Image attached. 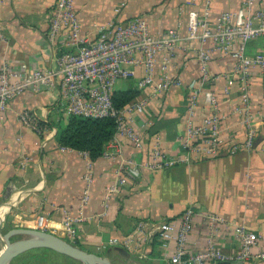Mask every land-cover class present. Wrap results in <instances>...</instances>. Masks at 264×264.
Listing matches in <instances>:
<instances>
[{"label":"crops","instance_id":"0c3cea01","mask_svg":"<svg viewBox=\"0 0 264 264\" xmlns=\"http://www.w3.org/2000/svg\"><path fill=\"white\" fill-rule=\"evenodd\" d=\"M55 1L0 0V23L5 38L0 39V68L5 64L15 71L56 67L59 49L47 38L50 10ZM204 1L75 0V10L82 35L92 39L97 35L98 26L114 18L122 22L145 18L154 35L170 29L186 35L189 4L202 11ZM243 2L214 0L211 23L215 24V16L223 11L236 12ZM117 8H120L118 14ZM260 8L261 0H256L253 11ZM200 49L211 50V43L194 42L176 51L170 71L181 80L182 87L160 98H151L146 114L137 117L138 129L144 137L142 150L123 139L122 152H116V143L109 148L117 154L115 157L102 156L93 161L82 152L61 147L56 140L57 127L48 128L51 131L42 138L22 124L21 113L29 110L42 122L65 126L69 118L57 112L53 93L26 91L13 100L0 127L1 232L5 226L9 227L6 233L17 227L35 229L34 221L40 214L51 217L54 224H62L65 210L85 219L78 228L77 238L84 250L100 256L109 252L112 264H168L176 243L172 240L163 247L154 229L171 223L178 231L183 216L192 210L193 229L186 243L189 253L202 252L213 241L227 260L210 264H264L256 257L250 262L238 260L242 245L236 235L241 228L257 234L259 243L253 248V254L264 253L263 78L258 68L253 69L250 101L243 103L240 82L231 86L225 78L232 74L235 60L211 51L210 80L199 89L202 73L197 53ZM246 52L250 57L264 54V37L252 40ZM168 56L162 52L159 60ZM134 72L133 78L117 82L115 90H137L143 69L135 68ZM197 88L201 96L194 117L196 124L212 112L205 94L212 91L219 100L223 147L215 159L188 156L178 143L185 132L187 98ZM141 92L144 100L150 98L152 90L147 88ZM247 114L256 132L251 148L246 147ZM154 119L157 134L150 136L146 122ZM156 139L167 154L180 157L181 162L156 172L143 167L139 179H129L107 199V191L116 183V171L122 162L129 158L137 162L148 159ZM89 166L93 176L89 188L91 199L83 207V193L87 188L84 175ZM127 238H132L131 246L111 245L112 240L124 243Z\"/></svg>","mask_w":264,"mask_h":264},{"label":"built area","instance_id":"2783aa9c","mask_svg":"<svg viewBox=\"0 0 264 264\" xmlns=\"http://www.w3.org/2000/svg\"><path fill=\"white\" fill-rule=\"evenodd\" d=\"M214 0H205V9L198 11L189 4L186 23V35L178 29H170L161 34L150 32L145 18H135L126 22L117 18L98 26L95 38L82 35V26L75 10V0H56L50 10L48 40L57 45L56 67L36 68L30 70L11 69L8 65L0 68V127L4 124L9 106L13 100L22 96L26 91L39 93L47 91L54 94L57 112L62 117L80 116L85 118H115L117 129L112 140L106 145L103 156L115 157L109 148L118 144L116 152L121 151V140H126L138 150L144 148V137L137 126V117L147 112L150 99L168 95L171 90L181 88L182 82L170 71V62L176 51L181 47L188 48L194 42L201 44L211 43L212 49H200L197 57L200 62L202 78L199 89L209 82L208 65L211 61V51L221 52L235 60L232 74L225 76L229 85L239 81L243 90L242 100L247 104L250 101L251 78L253 69L258 68L263 78L264 101V54L250 57L247 55V45L255 39L264 37V0L261 8L253 11L256 0H244L242 7L236 12L223 11L215 16L216 23L212 24V3ZM123 5H121L122 7ZM120 13V8L115 9ZM0 39L5 40L0 23ZM169 56L159 60L160 53ZM135 68L143 69V76L138 82V90L150 88V98L142 99L117 110L113 104V93L116 83L129 80L135 76ZM197 88L187 98V120L185 132L178 140L182 152L188 156L218 158L223 147L221 139L222 115L218 97L208 91L206 101L212 112L205 116L200 124L194 122L199 107L200 91ZM22 124L39 135L49 133V129H41L42 122L36 114L29 110L21 113ZM147 127L151 122H146ZM247 128L246 147L254 144L256 132L252 127L250 114L244 121ZM53 131V130H52ZM88 156V154L83 153ZM115 155V156H114ZM180 157L167 154L160 143L152 145L148 159L137 162L129 158L122 162L116 174V183L107 191V199L112 198L119 186L125 185L129 179H139L141 170L147 168L156 172L177 166ZM87 188L84 190L82 206L89 204L91 199L90 185L93 182L91 166L84 175ZM89 186V187H88ZM194 212L189 210L182 218V225L175 231L171 223L162 224L154 229L159 234L163 247L169 241L176 243L173 255L168 264H210L227 260L217 247L210 241L205 250L198 253H189L186 249L188 237L193 229ZM85 221L84 217H75L63 211L62 224H54L51 217L40 214L34 223L37 230L62 235L66 241L75 244L78 238V228ZM237 237L241 241V252L238 260L250 262L255 257L264 261V253L254 256L253 248L259 243L257 234L246 228L238 229ZM123 244L131 246L132 238L124 243L117 239L111 245Z\"/></svg>","mask_w":264,"mask_h":264},{"label":"trees","instance_id":"16d2710c","mask_svg":"<svg viewBox=\"0 0 264 264\" xmlns=\"http://www.w3.org/2000/svg\"><path fill=\"white\" fill-rule=\"evenodd\" d=\"M141 94L138 89L115 90L112 97L114 107L121 110L129 104L139 102L142 100ZM156 124L155 119L151 120L148 128L150 136L157 134ZM39 126L41 129L57 127L56 140L61 147L86 153L91 160L96 161L103 156L106 145L114 137L117 121L112 117L93 119L70 116L65 126L45 122H40ZM40 135L44 138L43 134ZM19 239L20 236H16L13 241Z\"/></svg>","mask_w":264,"mask_h":264},{"label":"water","instance_id":"95a60500","mask_svg":"<svg viewBox=\"0 0 264 264\" xmlns=\"http://www.w3.org/2000/svg\"><path fill=\"white\" fill-rule=\"evenodd\" d=\"M15 236H26V238L13 241L12 238ZM4 240L5 247L0 252V264H10L16 257L34 249L52 250L83 264H112L106 258L78 248L59 236L40 230L14 228L5 234Z\"/></svg>","mask_w":264,"mask_h":264},{"label":"rangeland","instance_id":"374dc122","mask_svg":"<svg viewBox=\"0 0 264 264\" xmlns=\"http://www.w3.org/2000/svg\"><path fill=\"white\" fill-rule=\"evenodd\" d=\"M8 228L9 227L5 226L3 227L2 232L0 230V252L5 247L4 236ZM17 228H20V227H17ZM35 230L37 229L35 228ZM56 236L62 237V235L60 234ZM24 238H26V236H21L19 240L24 239ZM73 245H75L78 248L83 249L77 242H75V244L73 243ZM101 255L102 256L100 255L99 256L111 261L109 252H103ZM11 264H83V263L73 260L67 256L58 254L52 250L50 251L48 249H34V250L28 251L16 257Z\"/></svg>","mask_w":264,"mask_h":264}]
</instances>
